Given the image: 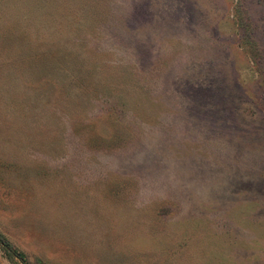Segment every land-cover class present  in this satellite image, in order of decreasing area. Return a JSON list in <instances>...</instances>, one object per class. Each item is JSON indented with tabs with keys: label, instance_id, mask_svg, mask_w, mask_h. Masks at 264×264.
Listing matches in <instances>:
<instances>
[{
	"label": "rangeland",
	"instance_id": "374dc122",
	"mask_svg": "<svg viewBox=\"0 0 264 264\" xmlns=\"http://www.w3.org/2000/svg\"><path fill=\"white\" fill-rule=\"evenodd\" d=\"M0 264H264V0H0Z\"/></svg>",
	"mask_w": 264,
	"mask_h": 264
},
{
	"label": "trees",
	"instance_id": "16d2710c",
	"mask_svg": "<svg viewBox=\"0 0 264 264\" xmlns=\"http://www.w3.org/2000/svg\"><path fill=\"white\" fill-rule=\"evenodd\" d=\"M6 245H8V244H6ZM20 256H21V257H23V255H22V254H20Z\"/></svg>",
	"mask_w": 264,
	"mask_h": 264
}]
</instances>
